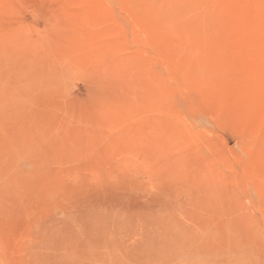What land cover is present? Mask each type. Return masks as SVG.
Returning <instances> with one entry per match:
<instances>
[{
    "label": "rangeland",
    "instance_id": "rangeland-1",
    "mask_svg": "<svg viewBox=\"0 0 264 264\" xmlns=\"http://www.w3.org/2000/svg\"><path fill=\"white\" fill-rule=\"evenodd\" d=\"M0 264H264V0H0Z\"/></svg>",
    "mask_w": 264,
    "mask_h": 264
}]
</instances>
